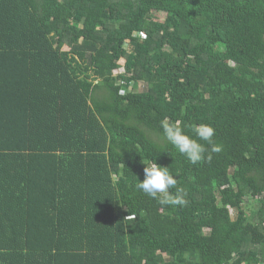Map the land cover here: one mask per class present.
<instances>
[{
    "label": "trees",
    "instance_id": "1",
    "mask_svg": "<svg viewBox=\"0 0 264 264\" xmlns=\"http://www.w3.org/2000/svg\"><path fill=\"white\" fill-rule=\"evenodd\" d=\"M0 264H264V0H0Z\"/></svg>",
    "mask_w": 264,
    "mask_h": 264
},
{
    "label": "clouds",
    "instance_id": "2",
    "mask_svg": "<svg viewBox=\"0 0 264 264\" xmlns=\"http://www.w3.org/2000/svg\"><path fill=\"white\" fill-rule=\"evenodd\" d=\"M164 138L173 146V148L187 160L196 165L206 158L211 159L206 153L211 148V152H220L221 146L213 142L216 130L210 124H200L191 128V133L185 131L178 122H168L167 119L161 122ZM196 137V138H193ZM205 141V144L199 141ZM145 165L143 172L144 178L140 181L137 178L136 187L147 196L157 200L162 206H186V190L177 186V177L172 174L170 167L160 166L155 161L143 163ZM169 189H175V193L169 192Z\"/></svg>",
    "mask_w": 264,
    "mask_h": 264
},
{
    "label": "rangeland",
    "instance_id": "3",
    "mask_svg": "<svg viewBox=\"0 0 264 264\" xmlns=\"http://www.w3.org/2000/svg\"><path fill=\"white\" fill-rule=\"evenodd\" d=\"M156 18L162 20V19L164 18V16H162V15L159 14V15L156 16ZM122 71H123L122 69L119 70V71H114V74L122 73ZM141 89H142V86H139V87L137 88L136 92H137V91H140ZM249 203H250V201H246L245 204H244V207L246 208V206H247ZM231 215H233V214L231 213Z\"/></svg>",
    "mask_w": 264,
    "mask_h": 264
}]
</instances>
